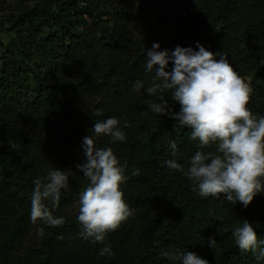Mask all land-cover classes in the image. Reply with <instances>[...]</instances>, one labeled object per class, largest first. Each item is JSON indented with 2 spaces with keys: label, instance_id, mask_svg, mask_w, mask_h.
<instances>
[{
  "label": "trees",
  "instance_id": "1",
  "mask_svg": "<svg viewBox=\"0 0 264 264\" xmlns=\"http://www.w3.org/2000/svg\"><path fill=\"white\" fill-rule=\"evenodd\" d=\"M11 1L6 9L0 0V13L8 14L0 30L7 25L13 33L0 44V264H181L162 255L177 251L195 252L209 264H258L236 245L233 229L247 219L264 239V193L247 208L224 194H198L184 172L197 151L216 152L217 146L202 148L189 127L149 109L160 93H147L155 69H146V50L154 43L160 50L196 49L199 42L217 59L226 56L254 90L248 107L262 116L264 0ZM109 117L119 120L125 141L93 138L127 165L121 190L133 214L100 243L80 235L79 196L89 181L77 165L86 160L83 138ZM170 141L177 144L175 155ZM168 160L183 171L169 168ZM56 168L74 173L58 206L45 201L65 222L33 223L34 181L47 182ZM212 237L216 243L209 247ZM105 246L112 255H99Z\"/></svg>",
  "mask_w": 264,
  "mask_h": 264
},
{
  "label": "clouds",
  "instance_id": "2",
  "mask_svg": "<svg viewBox=\"0 0 264 264\" xmlns=\"http://www.w3.org/2000/svg\"><path fill=\"white\" fill-rule=\"evenodd\" d=\"M196 49L177 46L172 51L160 50L159 43H154L146 50V69L149 72L155 69L147 93H160L158 102L148 106L153 113L168 115L180 126L189 127L190 139H198L202 148L212 144L217 146L216 152L197 151L184 172L196 182L198 194L216 198L224 194L233 205L239 202L247 208L255 196L264 193V115L257 116L248 107L254 90L226 56L217 59L216 53L199 42ZM170 62L173 66L168 71ZM141 87L142 82L136 81L134 90L139 91ZM166 92L180 105L179 112L170 107L165 99ZM119 123L115 117L96 121L92 135L83 138L86 160L77 168L89 184L79 196L77 220L82 226L80 235L85 240L103 243L108 232L115 231L133 214L121 190V185L128 179L124 174L127 165H120L111 147L97 148L93 138V135L104 134L112 138V143L125 141L126 135ZM124 127H129L127 122ZM169 147L175 155L176 142L170 141ZM167 165L183 171L175 160H168ZM73 174L71 169L56 168L48 173L47 182L34 181L30 214L33 223L39 219L49 226L64 224V218L54 217L45 201L50 200L53 207L58 206L61 190L68 187L69 177ZM132 174L138 175L139 170ZM43 234L40 229L39 235ZM233 236L242 252L251 251L258 264L264 261V239H258L251 222L244 219L242 226L234 227ZM215 243L214 237L209 238V247ZM106 254L112 255L110 246L99 252L100 256ZM162 255L180 260L181 264H209L207 259L191 251L164 252Z\"/></svg>",
  "mask_w": 264,
  "mask_h": 264
},
{
  "label": "rangeland",
  "instance_id": "3",
  "mask_svg": "<svg viewBox=\"0 0 264 264\" xmlns=\"http://www.w3.org/2000/svg\"><path fill=\"white\" fill-rule=\"evenodd\" d=\"M6 4H7L5 6L6 9L12 8L15 5V3L11 0H6ZM6 13H0V23L3 22L2 18H4V16L8 15ZM1 26H2L3 31L0 30V44H2V46H3L4 44L7 43L8 39L13 36V33L7 31V29H8L7 25H1ZM2 46H0V56H1V49H2L1 47Z\"/></svg>",
  "mask_w": 264,
  "mask_h": 264
}]
</instances>
